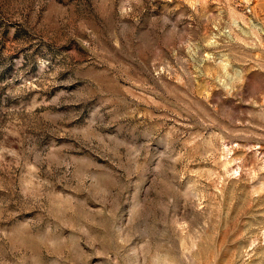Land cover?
I'll return each mask as SVG.
<instances>
[{
    "label": "rangeland",
    "instance_id": "rangeland-1",
    "mask_svg": "<svg viewBox=\"0 0 264 264\" xmlns=\"http://www.w3.org/2000/svg\"><path fill=\"white\" fill-rule=\"evenodd\" d=\"M0 264H264V0H0Z\"/></svg>",
    "mask_w": 264,
    "mask_h": 264
}]
</instances>
